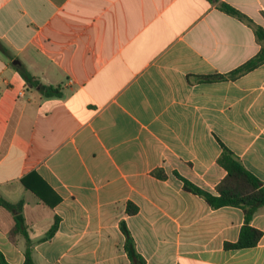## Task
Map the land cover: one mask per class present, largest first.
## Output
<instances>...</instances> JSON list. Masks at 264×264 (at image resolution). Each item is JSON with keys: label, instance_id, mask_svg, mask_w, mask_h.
Instances as JSON below:
<instances>
[{"label": "crops", "instance_id": "0c3cea01", "mask_svg": "<svg viewBox=\"0 0 264 264\" xmlns=\"http://www.w3.org/2000/svg\"><path fill=\"white\" fill-rule=\"evenodd\" d=\"M223 3L264 27V0H0V199L24 201L36 264H137L122 221L145 264H264V206L259 243L228 249L243 209L213 208L177 176L216 194L225 146L264 184V63L198 77L262 48ZM14 223L0 203V250L24 264Z\"/></svg>", "mask_w": 264, "mask_h": 264}, {"label": "trees", "instance_id": "16d2710c", "mask_svg": "<svg viewBox=\"0 0 264 264\" xmlns=\"http://www.w3.org/2000/svg\"><path fill=\"white\" fill-rule=\"evenodd\" d=\"M221 8L253 26L257 40L262 44V48L257 55L228 73H215L198 76L202 81H218L228 78H236L264 63V27L254 24L247 15L229 4L223 3L221 4ZM0 49L1 51L7 52V48L3 44H0ZM19 70L25 78L28 86L35 88L38 87L43 97H61L63 95L60 87L42 83L26 68L19 67ZM218 163L226 169L227 175L218 184L216 194L203 189L189 179L181 176L179 173H177V176L183 180L184 188L187 191L204 197L213 208H221L225 206L241 207L244 211L245 223L241 229L240 237L236 242H227L225 247L228 249L254 247L259 243L263 236V231L253 226L251 222L258 210L264 206V184H262V181L255 174L244 166L234 152L225 146L218 158ZM154 174L159 178L166 177V173L163 169L155 170ZM23 181L26 186L29 187L27 180L24 179ZM0 203L14 213L15 223L9 231L10 240L14 242L18 235H21L26 239L24 264H36L33 257L32 240L29 236L25 216L23 214L24 201L12 203L5 199H0ZM135 211L136 209L132 208V204H130L128 212L134 213ZM59 221V218L56 217L55 222L43 237L44 240L50 239L56 233L59 227ZM121 227L127 237L126 248L129 256L137 264H145V260L136 250L134 239L125 221L121 222ZM0 264H11L1 250Z\"/></svg>", "mask_w": 264, "mask_h": 264}]
</instances>
